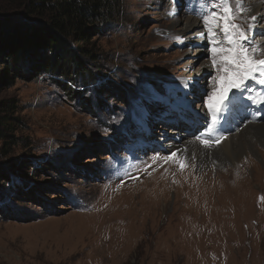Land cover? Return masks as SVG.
Instances as JSON below:
<instances>
[{
	"label": "rangeland",
	"instance_id": "1",
	"mask_svg": "<svg viewBox=\"0 0 264 264\" xmlns=\"http://www.w3.org/2000/svg\"><path fill=\"white\" fill-rule=\"evenodd\" d=\"M113 2L84 57L95 73L86 90L69 80L70 93L57 81L68 79L47 73L0 88L21 119L14 139H0V264H264V141L253 138L260 159L243 146L200 161L218 145L196 139L217 136L205 101L223 73L196 35L215 0H179L171 17L174 0ZM20 3L0 0V15L19 20ZM244 6L251 13L238 23L264 17L263 0ZM189 17L200 28L183 30ZM247 95L224 111V137L264 123V106ZM188 139L198 143L191 156L179 147Z\"/></svg>",
	"mask_w": 264,
	"mask_h": 264
},
{
	"label": "trees",
	"instance_id": "2",
	"mask_svg": "<svg viewBox=\"0 0 264 264\" xmlns=\"http://www.w3.org/2000/svg\"><path fill=\"white\" fill-rule=\"evenodd\" d=\"M115 4L113 0H21L18 6L23 13L19 20L1 14L0 88L12 85L16 78L30 79L47 73L68 79L66 84L58 78L57 81L70 93L69 80L81 82L86 90L84 86L93 81L95 74L89 62L84 61V57L92 54L88 44L98 34L95 24L108 21L115 12ZM21 19H24L22 23ZM99 87L104 88L103 84ZM105 89L109 92L110 88ZM75 93L82 95L84 91ZM124 95L117 94L121 102L125 101ZM78 98L83 99L85 106L91 104L88 97ZM20 127L17 101L0 99V139H14Z\"/></svg>",
	"mask_w": 264,
	"mask_h": 264
},
{
	"label": "snow or ice",
	"instance_id": "3",
	"mask_svg": "<svg viewBox=\"0 0 264 264\" xmlns=\"http://www.w3.org/2000/svg\"><path fill=\"white\" fill-rule=\"evenodd\" d=\"M179 6V0H174L173 10L167 15H178ZM245 12L251 13V8L244 6V0H215L212 11L204 13L202 17L206 31L200 35L209 40L212 45V64L223 73L217 77V80L223 81V86L205 101V107L211 114L207 131H217V136H210L208 139L196 137L205 148L217 145L225 139L220 133L227 129L222 126L217 129V125L223 118L224 111L235 107L245 98V93H249L246 98L252 104L264 106V88L257 90L253 85L246 83L253 81L255 84L264 85V39H256L257 35H264V29L257 32L258 21L264 17L250 14L249 22L244 26L237 21ZM191 83L189 80L185 85L190 86ZM233 89L238 91L229 96L228 93ZM176 156V152H171L165 159L171 160ZM176 162L181 168L184 167L182 161Z\"/></svg>",
	"mask_w": 264,
	"mask_h": 264
},
{
	"label": "bare ground",
	"instance_id": "4",
	"mask_svg": "<svg viewBox=\"0 0 264 264\" xmlns=\"http://www.w3.org/2000/svg\"><path fill=\"white\" fill-rule=\"evenodd\" d=\"M264 1V0H263ZM257 4V3H256ZM256 9L254 8L255 12H258L260 10V7L259 6H255ZM252 10V8H251ZM259 13V12H258ZM193 16V15H192ZM257 17H259L258 15H256ZM262 19H259L258 22L261 23ZM263 22V21H262ZM184 28H182L183 30L185 29H193V28H200L199 26V23H198V19H196L195 17H189L188 20H186L183 24ZM263 29H264V25H263ZM195 33V32H194ZM197 37H198V41H202V38L201 35H200V32H197ZM194 36V35H193ZM203 69L207 70L208 67H203ZM204 71V70H203ZM200 75H201V72H199ZM260 88H264V85H259ZM264 114H261L259 116H263ZM202 124V123H201ZM222 125L218 124L217 125V129H220ZM223 127V126H222ZM225 129V128H223ZM234 129V127L232 128V130ZM244 130L246 132V134H249L248 138L250 140L253 141L250 142L248 139H245V135H244ZM199 131H202V133L205 132L204 128L203 129H199ZM199 133V132H198ZM214 135H217V131H213ZM224 136L223 133H220ZM239 137V138H238ZM253 138H256L259 143H262L264 141V123H254V124H250L248 126H246L245 129H238L235 133H232L231 135L229 136H226L225 139H223L217 146H215L213 149L211 150H204L202 151V153L200 154L201 156V160L203 159H208L209 157H213L215 156V152L220 150V153L222 154V156H227V157H233L236 152L240 151L243 146H245L247 149H249L252 153V155H249L250 157L248 158H253L254 159H260L258 153L256 152V146L254 145V139ZM187 139V138H186ZM239 139V140H238ZM245 139V140H244ZM244 140V141H243ZM182 142V141H181ZM178 143V142H177ZM198 144V143H197ZM197 144L194 142V139H188V140H185L183 141V143L179 146L181 147V150L184 152V154L186 156H191L192 155V152H196L197 150ZM239 148V149H236V148ZM201 150V149H200ZM235 150V151H234ZM219 152V151H218ZM241 154V152H239ZM264 155L263 153H260V155ZM261 155V156H262ZM198 157V156H197ZM259 157V158H258ZM232 161V160H231ZM256 166L254 168H258L260 165H258V163L256 162ZM252 167V166H251ZM249 166V169L251 168ZM254 168H252V170H254ZM231 171V170H229ZM257 174V173H256ZM255 177V175H254Z\"/></svg>",
	"mask_w": 264,
	"mask_h": 264
}]
</instances>
